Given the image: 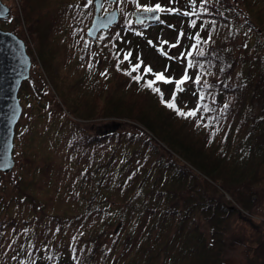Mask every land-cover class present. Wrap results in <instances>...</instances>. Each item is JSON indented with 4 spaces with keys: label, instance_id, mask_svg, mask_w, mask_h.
Returning a JSON list of instances; mask_svg holds the SVG:
<instances>
[{
    "label": "trees",
    "instance_id": "obj_1",
    "mask_svg": "<svg viewBox=\"0 0 264 264\" xmlns=\"http://www.w3.org/2000/svg\"><path fill=\"white\" fill-rule=\"evenodd\" d=\"M80 1L24 0L40 43L71 39L75 18L86 23L94 11L93 0L83 11ZM141 1L122 0L118 25L101 32L98 81L79 82L86 95L71 113L53 109L39 75L33 90L44 105H24L16 166L0 178V264H226L236 245L248 264H264V0H184L183 10L172 0L173 12ZM157 5L158 24L182 16L189 27L180 29L184 63L149 37L154 22L132 21V10ZM126 40L135 47L129 55ZM154 48L176 73L182 66L180 78L193 79L186 93L195 115L178 114L153 90H184L146 62L143 50ZM107 118L138 132L83 127Z\"/></svg>",
    "mask_w": 264,
    "mask_h": 264
},
{
    "label": "rangeland",
    "instance_id": "obj_2",
    "mask_svg": "<svg viewBox=\"0 0 264 264\" xmlns=\"http://www.w3.org/2000/svg\"><path fill=\"white\" fill-rule=\"evenodd\" d=\"M2 1L11 8V15L6 19H0V28L6 31H11L17 34L23 40H25V38L22 37V34H20L22 28L26 37L25 43L28 40V44L30 43L32 47V51L31 48L27 50L32 58L30 77L27 81L25 80L22 82V86L18 94L21 105L23 107L19 122L24 117V105L27 107V109L28 107H32L31 109L35 111H39V109L37 110V108H39L40 105H44V101L43 99H41V96L43 95L40 96L36 94L33 90L35 84H38L39 86L41 85V81L39 80L40 74L46 77L47 79L48 86L44 85V91L45 94H47V99L51 103V106H54L53 109H55L56 111H64L67 113H71L73 111V108H71L72 103L76 105L78 103L77 98H81L82 95H86L85 88L81 90L82 87H78L79 82H85L87 76L89 79V83L91 85H94L99 78L97 76V63H99V66H101V64L103 65V60L99 52L100 47L102 46V41H100L102 38V31L99 33L96 40L87 37L86 42H83V28L85 29L84 35L86 37L87 29L92 23V20L95 15V5H93L94 11L92 15H90L88 19H86V23H84V19L81 20V17L80 20L78 16L75 18L77 19V22L74 23L75 28H73L72 26L68 32V34L71 35L70 40L65 39V41L63 42V39L59 38L58 35L55 36V34H53L54 38L50 35L47 36L46 42L43 44L40 43L41 40L38 36L39 33L36 31L35 23H33L32 20H27L25 17V10L31 7V4H26L24 0ZM143 1L148 0H142L141 2L143 3ZM231 1L234 2V0ZM160 2H162L167 7L166 11L169 12H173L175 10H183L186 5V2L184 0L177 1L178 4H180L178 10L177 7L173 6L172 0L154 1V3L156 4ZM79 3L82 8L81 11H83L84 8L89 6L91 2L89 0H81ZM92 3L94 4V0L92 1ZM121 3L122 0H104L101 15L111 12L114 9H117L119 11ZM150 5H153V3H151ZM133 11L134 10L131 11L132 21L135 22ZM16 12H18L21 17V28L18 27V25L16 24V20L14 17V15H16ZM159 12L160 16H162L161 9L159 10ZM163 12L165 13V10ZM159 19L154 22L155 25H150L146 29V31L149 33V37L155 41V44H160L159 47L162 49V52L168 58H171L177 63H184L186 58L184 54L183 43L185 42L186 35L183 34L180 29H184L187 31L189 27L186 25L182 16H165L164 22L161 24H158ZM118 23H116V25H118ZM15 30L19 31V34L15 32ZM66 47L69 49V51L64 50L63 54H55L54 52H51ZM122 47L126 48L125 53L127 55H129V50L131 51L135 48L133 44L129 43L127 40L121 43V48ZM43 48H45L44 52H46V56L42 53ZM154 49L143 50L142 54L145 55L144 57L146 59V62L150 64L154 70H158L165 73L167 79L170 77H174L173 80L177 79L180 90L184 89L183 91L178 92L176 90V87L173 86V84L170 86L164 84H155L156 87L158 86L157 88L160 90L159 93L157 92V94L158 96H161V103L166 105L167 102H174L176 105V109H179V112L187 113L194 110L193 112L195 113V98H193L190 94L186 93L187 90H190L192 86L191 83H193V79L191 77L180 78L179 73H181V76L183 75L182 66H180V69L178 71L179 73H176L174 70H172V67L168 66L167 60L164 59V55L162 56L161 54H159L158 50ZM136 58L137 54H135V59ZM89 68H91L93 73L95 72V68L97 71L93 74L92 72H90ZM87 71L89 73H87ZM181 80L184 81L182 84L179 83V81ZM69 91L71 92V94L69 93ZM173 97L175 98L174 100ZM19 122L17 123V125L19 124ZM134 123H136V125H138L140 128L144 127V125H142L138 121ZM17 125L15 128L14 146L15 142L17 143L19 141V139L16 137V130L18 129ZM111 125H115V128ZM83 127L93 133L111 131L138 132V130H136L135 128L125 124L123 120H117L114 118H107L92 123L84 122ZM112 128L114 129L111 130ZM9 174L10 173L1 174L0 178L2 179V181L7 179L9 177ZM3 191L4 190L2 189L0 190V197L4 194ZM226 264H248L245 248L238 245L232 246L227 252Z\"/></svg>",
    "mask_w": 264,
    "mask_h": 264
},
{
    "label": "water",
    "instance_id": "obj_3",
    "mask_svg": "<svg viewBox=\"0 0 264 264\" xmlns=\"http://www.w3.org/2000/svg\"><path fill=\"white\" fill-rule=\"evenodd\" d=\"M103 3L104 0H94L95 15L86 32L93 40L97 39L101 31H107L118 23L120 18L117 9L101 15ZM0 7L7 10L0 14V19L8 18L11 8L2 0ZM133 16L137 24L156 22L160 12L134 10ZM31 66L32 58L27 51L25 40L0 28V176L2 173L12 172L16 166L13 155L15 128L23 111L18 94L22 82L30 77Z\"/></svg>",
    "mask_w": 264,
    "mask_h": 264
},
{
    "label": "snow or ice",
    "instance_id": "obj_4",
    "mask_svg": "<svg viewBox=\"0 0 264 264\" xmlns=\"http://www.w3.org/2000/svg\"><path fill=\"white\" fill-rule=\"evenodd\" d=\"M157 10H160V9H159V5L155 6V8H145V9H144V11H149V12H155V11H157ZM5 11H7V10L4 9V8H2V7H0V14H3ZM133 70H135V69H133ZM147 71H148V72H151L152 70H151L150 68H148ZM156 80H157V81H163V82H165V83H170V82H171V81L167 80L163 74H156ZM183 82H184L183 80L179 81L180 84H182ZM153 84H154V81L149 80V81L147 82V87L152 88V87H153ZM153 90L156 91V92H158V93H159V91H160L158 88H154ZM174 99H175V98L173 97V100H174ZM166 106L169 107V108H173V109L176 108V105H175L174 102H167V103H166ZM176 111H177L180 115H187V116H193V115H195L194 112L183 113V112H179V109H176Z\"/></svg>",
    "mask_w": 264,
    "mask_h": 264
}]
</instances>
